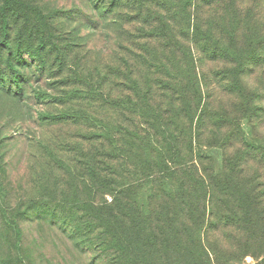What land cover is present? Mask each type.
Wrapping results in <instances>:
<instances>
[{
    "label": "trees",
    "instance_id": "1",
    "mask_svg": "<svg viewBox=\"0 0 264 264\" xmlns=\"http://www.w3.org/2000/svg\"><path fill=\"white\" fill-rule=\"evenodd\" d=\"M3 2L6 15L22 6ZM84 3L87 14L62 12L65 21H82L90 33L113 30L120 55L84 65L76 50L85 37L73 26L40 31L29 58L40 74L54 69L59 85L74 87L62 98L42 91L32 98L64 103L38 120L81 130L60 152L72 159L54 162L79 198V245L91 264H242L247 256L264 264V137L253 134L264 118V0ZM32 11L39 16L24 4L20 13ZM73 33L79 43L65 40ZM14 78L13 99L22 103L25 89ZM7 138L0 135V145ZM43 194L28 204L70 225L65 191ZM8 198L1 178L0 206ZM9 208L2 222H10Z\"/></svg>",
    "mask_w": 264,
    "mask_h": 264
},
{
    "label": "rangeland",
    "instance_id": "2",
    "mask_svg": "<svg viewBox=\"0 0 264 264\" xmlns=\"http://www.w3.org/2000/svg\"><path fill=\"white\" fill-rule=\"evenodd\" d=\"M3 1L0 0V70L4 73L3 79L0 80V135L8 138L0 145V153L3 154L1 157L5 161L0 179L2 178L9 192V198L5 205L0 206V264H91V256L85 254L79 245V235L83 231L81 225L85 223L81 218L79 204L76 203L79 198L69 195L68 172L54 162L55 158L65 161L71 157V154L60 152L68 148L70 142H73V137L79 135L81 130L73 125H50L38 120V114L60 113L65 109L64 103L51 102L49 98L37 102L32 98L33 92L38 91L52 99L62 98V93L69 92V88L74 87L59 85L61 76L53 75L54 69L53 72L50 69L49 72L40 74L29 58V52H35L42 39L40 31L46 33L49 29L55 32L67 31L73 26L82 27V21L74 24L71 19L65 21L62 12L83 8L87 14L84 3L86 0H19L21 8L24 4L39 11V16L32 11L27 18L20 13L21 8L15 9L11 15H6ZM102 28L101 32L90 33L82 27L76 34L85 37V44L78 47L76 52L83 58L81 62L86 66H104L109 64L115 55H120L115 46L117 33L109 28ZM74 34H66L65 40L79 43L80 40L77 41L78 38H75ZM9 46L13 47L12 52L8 51ZM20 48L28 52L22 54L25 61L22 64L17 61ZM53 58L48 60L52 61ZM9 65L13 66V72ZM14 73L16 75H13ZM13 77L18 78L16 81L18 80L19 86L25 89L26 95L22 103L13 99L14 95L19 93L12 81ZM247 84L249 88H254L252 80H247ZM226 97L223 99L227 104V99L231 98L228 95ZM112 116L115 114L112 113ZM258 120L262 124L254 126L253 134L264 137V118L257 119L254 123H258ZM55 170L63 176L60 180L54 173ZM55 187L58 193L65 191L66 206L63 215L73 219L70 225H66L61 219L62 216L55 215L58 218L56 219L48 215L45 212L47 208L36 209L28 204L31 199L39 197L38 194L50 195ZM55 198L60 197L56 195ZM58 205L60 203L56 201L51 207L57 208ZM9 207L12 208L10 222H7V218L2 222L3 211ZM257 262L247 256L242 264Z\"/></svg>",
    "mask_w": 264,
    "mask_h": 264
}]
</instances>
